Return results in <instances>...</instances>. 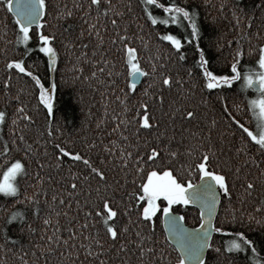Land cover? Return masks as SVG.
Here are the masks:
<instances>
[{
    "label": "snow or ice",
    "instance_id": "obj_1",
    "mask_svg": "<svg viewBox=\"0 0 264 264\" xmlns=\"http://www.w3.org/2000/svg\"><path fill=\"white\" fill-rule=\"evenodd\" d=\"M4 6L15 24L12 39L7 26L0 35V197L7 205L0 209L11 210L8 222L27 221L30 236L40 222L36 264L40 256L45 264L53 257L55 264H240L241 253L245 264H264L255 241L229 227L238 218L264 226V31L251 30L252 16L233 7L235 37L220 34L213 42L218 50L231 48L230 74H218L198 42L194 0H4ZM226 8L219 4L221 16ZM158 24L187 34L154 31ZM182 42H195L193 66L185 67ZM62 57L70 82L100 97L94 131L72 139L53 127L55 84L46 88L38 74L42 64L58 70ZM141 77L149 83L137 97ZM234 82L236 99L218 97L225 102L217 113L205 93ZM257 84L258 96L243 95ZM174 85L176 95H166ZM248 112L258 132L244 122ZM246 202L256 215L242 210ZM180 206H195L198 223L187 226ZM213 234L230 238L217 245Z\"/></svg>",
    "mask_w": 264,
    "mask_h": 264
},
{
    "label": "trees",
    "instance_id": "obj_2",
    "mask_svg": "<svg viewBox=\"0 0 264 264\" xmlns=\"http://www.w3.org/2000/svg\"><path fill=\"white\" fill-rule=\"evenodd\" d=\"M63 2V0H62ZM73 0H68V3H72ZM86 4L87 0H83ZM113 3L121 4L126 3L127 0H112ZM180 3H193V0H179ZM224 2L227 5L226 10L224 11L223 16L220 15L218 9L219 4ZM133 4H136V0H133ZM194 4L200 5V17L199 24L201 27V35L198 38V42L201 45V48L204 49L206 56L209 60V68L217 72L218 74H230V62L232 59L231 48L225 47L223 51L218 50L213 46V42L216 41V37L220 34H223L226 39H232L235 37L236 33L233 31L236 17L232 15V9L235 6L236 11L240 15H250L253 17L252 20V31L255 32L258 28L261 31H264V0H208L207 5H204L203 0H194ZM135 14L140 16V8L135 7ZM215 17V21H213L212 17ZM76 17L74 16V19ZM128 19V17H125ZM107 23V21H105ZM143 23V20H141ZM15 21L12 19L11 13L7 12L6 7L4 6V0H0V35L4 34L5 26H7V38L12 39V30L14 28ZM243 25H247V19L242 21ZM145 31L149 30L145 28ZM154 31L163 32V31H171L173 34H184L187 33L184 31L183 27H177L175 25H157L154 26ZM190 31V30H189ZM111 34V27L109 26L108 31L105 33V48H108L107 36ZM158 37H155L153 34V42L158 41ZM183 43V42H182ZM0 46H2V41H0ZM152 44L150 43V47ZM163 46H167V42H164ZM183 51H185L187 56V63L185 67L193 66L195 64V58L197 57V53L195 51V42L192 43H183ZM111 54L119 57V53L113 48L111 50ZM143 55L147 56L148 52H144ZM35 58V57H33ZM66 57H62L60 61V68L56 71L47 70L46 64H42L40 66L38 74L41 77L42 82L45 83V87L49 88L52 84H55V88L51 89V95L53 98V109L55 113L56 119L53 120V127L59 124L61 131L68 134L69 139L74 137L83 136L86 133H91L94 131V124L96 121V116L99 115V106H100V97L98 94H93L87 87V85H81L79 81L75 84L70 82L71 73L64 71L66 65L65 60ZM31 62V61H29ZM2 63V61H0ZM142 65L144 61H141ZM70 67V65H68ZM198 70L193 67V78L198 75ZM181 75H185L182 71ZM119 83L121 87H124L125 77L121 76L119 79ZM149 81L146 77H141L140 82L138 83V88L136 91V96L139 97L140 89H143L148 85ZM187 87V85H185ZM199 85L197 86V90ZM239 89V83L234 82V86H222L220 90L213 91L209 96L205 93V98L209 100L210 105L215 107L216 112L219 113L221 111V105L226 101L231 104L236 99V93ZM258 94L253 88H249L243 95L253 97ZM83 96V103H81L80 97ZM166 95L175 96V85L173 86V90L171 93H167ZM225 97V101H220L218 97ZM89 97L96 101V104H91ZM26 101L31 99V103H35V99L31 97V95H26L23 97ZM199 94L196 97V100H199ZM136 97L133 98L135 100ZM111 102V101H110ZM31 106V105H30ZM115 107V105H113ZM91 109L93 113L92 117L89 118L87 113ZM206 111L203 107H201L200 114ZM132 115H135L133 112ZM212 113L209 112V117H211ZM44 112L41 111L38 122L43 123L44 121ZM239 118V117H238ZM246 124H250L252 130L254 132H258L256 124V117H252L251 113L248 112L245 114ZM85 125H88L85 128ZM187 126V125H185ZM5 138H7V126L4 127ZM107 132V129H104ZM111 139V137H108ZM60 140H64V136L60 137ZM2 145V142H0ZM259 159V156L257 157ZM4 166V162L0 159V167ZM198 178V177H197ZM11 201L8 200L7 203ZM0 204H5V199L0 197ZM239 207V205H237ZM254 205L249 206L248 202L245 204V209L247 212H253L254 215ZM180 210L186 214L185 223L189 226H194L198 223L197 215L198 209L195 206H180ZM11 211V210H10ZM9 213L7 214H10ZM2 209H0V264H36L37 256L39 253L37 252V256H33V247L37 241V238L40 234V222L35 221V226L37 227V232L29 235L28 231V222L22 220H15L12 222H8L6 220L7 215ZM31 219V217H29ZM65 220L61 218V226L65 224ZM229 227L233 231H238L243 229L246 234L255 241L258 249H261L259 255L264 257V226H258L252 224L251 226L244 225L241 222L236 224H230ZM162 228V226H161ZM51 230V229H49ZM6 237H11V239H7ZM228 236H222L221 234H213L214 242L219 245L224 240L229 239ZM11 249L10 252L5 251L4 249ZM245 254L241 253L239 256L240 264H245ZM159 259V258H158ZM38 264H45V257L40 256ZM48 264H55V257L48 261ZM248 264H251L249 261Z\"/></svg>",
    "mask_w": 264,
    "mask_h": 264
},
{
    "label": "water",
    "instance_id": "obj_3",
    "mask_svg": "<svg viewBox=\"0 0 264 264\" xmlns=\"http://www.w3.org/2000/svg\"><path fill=\"white\" fill-rule=\"evenodd\" d=\"M140 80H141V78H140ZM140 81H138V83H139ZM255 91H258V84L253 88ZM187 225V224H186ZM188 226V225H187ZM189 227H192L191 225H189Z\"/></svg>",
    "mask_w": 264,
    "mask_h": 264
},
{
    "label": "rangeland",
    "instance_id": "obj_4",
    "mask_svg": "<svg viewBox=\"0 0 264 264\" xmlns=\"http://www.w3.org/2000/svg\"><path fill=\"white\" fill-rule=\"evenodd\" d=\"M258 92V91H257ZM259 95V93L258 94H256L255 96H258ZM258 111V110H257ZM256 121H257V124H256V127H257V130H258V119H257V117H256Z\"/></svg>",
    "mask_w": 264,
    "mask_h": 264
}]
</instances>
